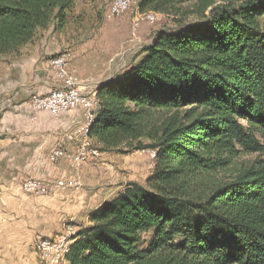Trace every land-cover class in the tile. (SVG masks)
<instances>
[{
    "label": "trees",
    "instance_id": "obj_1",
    "mask_svg": "<svg viewBox=\"0 0 264 264\" xmlns=\"http://www.w3.org/2000/svg\"><path fill=\"white\" fill-rule=\"evenodd\" d=\"M189 0H141L178 12ZM96 89L88 135L102 150L153 149L146 185L130 182L76 232L70 264H264V0H198ZM76 0H0V54L66 27ZM147 236V237H146Z\"/></svg>",
    "mask_w": 264,
    "mask_h": 264
},
{
    "label": "crops",
    "instance_id": "obj_2",
    "mask_svg": "<svg viewBox=\"0 0 264 264\" xmlns=\"http://www.w3.org/2000/svg\"><path fill=\"white\" fill-rule=\"evenodd\" d=\"M39 48L34 47L32 58L22 56L14 67H5L4 74L0 72V264H41L36 248L39 238L56 237L68 219L80 218V229L91 226V214L124 190L109 195V188L100 185L108 164H98L95 159L77 172L64 159L55 164L42 161L44 154L55 146L73 151L79 145L82 137L78 131L85 116L82 108L59 115L48 111L33 113L32 95L48 94L58 84L38 60ZM76 61L84 76L106 66L87 64L78 58ZM37 176L79 179L81 186L51 195L25 192L23 182Z\"/></svg>",
    "mask_w": 264,
    "mask_h": 264
},
{
    "label": "rangeland",
    "instance_id": "obj_3",
    "mask_svg": "<svg viewBox=\"0 0 264 264\" xmlns=\"http://www.w3.org/2000/svg\"><path fill=\"white\" fill-rule=\"evenodd\" d=\"M111 2L112 0H76L75 7L70 11L65 28L56 30L51 27L47 30H40L33 41L23 47V52L20 54L16 55L15 53L10 56L0 54V72L4 74L5 67L11 68L12 65L14 67L15 62L22 56L24 58H32L34 47H40L38 60L42 62L41 65L52 76L55 77L48 67L49 61L53 57L67 53L70 55L71 65L76 70L79 78L82 79L83 83L93 80L94 82L91 85L95 88L98 84L96 81H105L108 80V77L111 80V77L117 76L127 69L129 65L135 63L138 58L140 59L145 46L153 41L152 39L156 33L163 30H178L181 27L179 20H184L188 23L198 18L196 10L199 1L189 0L180 5L178 12H159L158 23L153 25L145 24L137 32V35H134L132 32V20L140 7H134L123 16L108 18L107 12ZM77 58L87 64L106 63V66L101 71L98 70L97 73H87L84 76L80 73L76 63ZM34 69L36 70L37 67ZM34 71L32 72L34 73ZM31 109L33 111L32 102ZM33 113L35 114L34 111ZM92 144L99 148L102 153L101 156L95 158L96 161L94 162L108 164V167L104 168L106 174H104L100 185L109 188V195L117 193V190L124 189L130 182L146 185L149 176L155 171L156 158L152 157L149 149L147 152L143 150H127L126 147L122 146L119 149L102 150L99 143L92 141ZM259 158L264 160V151L243 153L236 159L233 166L223 170V173H220L217 177L228 179L237 172L236 169L240 168L241 165L251 164ZM66 224L74 225L76 230H79L78 226H81L83 222L80 218H75V220L68 219L62 225L61 231L56 235L65 230Z\"/></svg>",
    "mask_w": 264,
    "mask_h": 264
},
{
    "label": "built area",
    "instance_id": "obj_4",
    "mask_svg": "<svg viewBox=\"0 0 264 264\" xmlns=\"http://www.w3.org/2000/svg\"><path fill=\"white\" fill-rule=\"evenodd\" d=\"M141 6V0H112L107 12L108 18L123 16L134 7ZM160 13L154 10H137L132 20V32L142 29L145 24H156L159 21ZM51 72L54 73L58 84L48 94L32 95V108L35 113L48 111L52 115L67 113L74 108H82L85 116L84 123L80 126L78 133L81 135L79 145L69 151L64 146H55L42 157L44 163L55 164L61 160H66L69 167L74 171H79L92 159L101 156L99 148L93 146L90 135H88L92 123L96 119L99 107V98L96 95L97 87L86 85L72 67L70 55L64 53L53 57L48 64ZM153 158L157 157V152L149 149ZM81 186L79 179H45L41 177H30L26 179L22 188L25 192L38 195H51L60 190L78 189ZM76 228L74 225L66 224L65 230L56 238H40L36 243L38 254L42 264H63L66 263L70 245L75 241Z\"/></svg>",
    "mask_w": 264,
    "mask_h": 264
},
{
    "label": "water",
    "instance_id": "obj_5",
    "mask_svg": "<svg viewBox=\"0 0 264 264\" xmlns=\"http://www.w3.org/2000/svg\"><path fill=\"white\" fill-rule=\"evenodd\" d=\"M107 82H103V83H101V85H104V84H106Z\"/></svg>",
    "mask_w": 264,
    "mask_h": 264
}]
</instances>
